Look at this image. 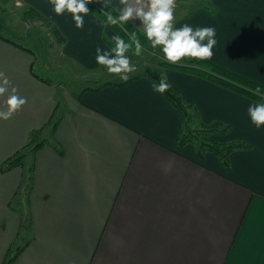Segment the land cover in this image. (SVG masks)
<instances>
[{
    "label": "crops",
    "instance_id": "obj_1",
    "mask_svg": "<svg viewBox=\"0 0 264 264\" xmlns=\"http://www.w3.org/2000/svg\"><path fill=\"white\" fill-rule=\"evenodd\" d=\"M201 1L174 26L215 28L205 61L264 86V0ZM0 8L10 28L0 24V72L10 81L0 111L13 88L27 99L0 119V264H264V126L248 115L261 102L164 68L204 123L229 125L225 139L246 145L228 166L211 152L199 157L179 145L181 113L148 76L62 93L38 72L21 41L25 9L52 23L61 59L86 71L106 68L96 49L115 46L116 31L98 14L88 8L78 29L50 0H0ZM129 22L144 34L139 19Z\"/></svg>",
    "mask_w": 264,
    "mask_h": 264
},
{
    "label": "clouds",
    "instance_id": "obj_2",
    "mask_svg": "<svg viewBox=\"0 0 264 264\" xmlns=\"http://www.w3.org/2000/svg\"><path fill=\"white\" fill-rule=\"evenodd\" d=\"M93 0H50L53 5V11L57 15H63L65 11L72 15L75 26L80 29L84 26L83 15L89 13L86 6ZM100 3L101 0H95ZM122 8L118 17L107 14V21L116 25L118 23L129 22L139 19L141 27L147 40L153 49L160 46V51L165 62L179 64L184 58L195 60H209L214 55L213 48L217 41L215 39L216 30L213 27H196L195 29L187 24L176 28L175 7L176 0H120ZM109 7V0H104V8ZM115 46L110 51H102L99 47L96 49V62L105 66L110 74H116L121 81L127 82L131 74L137 71L134 64L126 53L135 45L134 55L140 56L143 52V46L136 33L130 34L131 43H126L118 35L111 37ZM10 81L3 72H0V97L8 92ZM153 91L163 94L171 88L167 82V77L162 76L159 84H152ZM16 89L7 96L5 104L6 111H0V119L8 120L22 106L27 103V99L16 95ZM256 95H261L260 88L254 90ZM248 115L251 122L259 129L264 126V103H256L248 108Z\"/></svg>",
    "mask_w": 264,
    "mask_h": 264
},
{
    "label": "trees",
    "instance_id": "obj_3",
    "mask_svg": "<svg viewBox=\"0 0 264 264\" xmlns=\"http://www.w3.org/2000/svg\"><path fill=\"white\" fill-rule=\"evenodd\" d=\"M90 10L98 14L103 18L108 26L113 30L125 29L128 33H136L137 36L142 34L136 29L130 22H123L112 25L107 21V14L110 13L113 17H118L120 13L114 10L111 6L104 8V1L96 3L93 0L92 3L86 5ZM34 13L33 9H31ZM37 13V12H36ZM2 16L6 15L3 11H0ZM38 14V13H37ZM40 15V14H39ZM1 22L4 21V17L0 18ZM58 32V31H57ZM59 33V32H58ZM165 67L177 69L180 71L188 72L194 75H198L221 84L227 88L234 90L237 93L248 96L256 101L264 103V86L252 82L244 77L234 74L226 69H223L211 62L205 60H195L191 58H184L179 64L165 63ZM143 75L151 78L156 84H159L161 77L163 76L160 71L147 67ZM130 77V80L138 77ZM127 81V82H128ZM168 82V81H167ZM116 83L115 81H106L97 87L85 88L91 90H98L100 87ZM121 83H124L121 82ZM169 83V82H168ZM170 84V83H169ZM259 87L261 95H256L254 90ZM163 95L180 111L182 116V130L178 137L180 146L191 144L196 150V154L199 157L204 156L207 152L215 154L225 166L229 165V155L231 152L237 149H242L246 145L241 140H223L220 139L222 135H226L230 132L229 125L220 122L213 121L211 123H204L196 110L195 106L184 98L179 91L171 85V88L163 93ZM195 123L196 128L192 126ZM31 142V141H30ZM24 155L17 156L14 160H11L8 165H14L21 163Z\"/></svg>",
    "mask_w": 264,
    "mask_h": 264
},
{
    "label": "rangeland",
    "instance_id": "obj_4",
    "mask_svg": "<svg viewBox=\"0 0 264 264\" xmlns=\"http://www.w3.org/2000/svg\"><path fill=\"white\" fill-rule=\"evenodd\" d=\"M201 2V0H176L174 15L184 14L200 5ZM0 11L3 10L0 8ZM2 17H4L3 22L0 20L2 28L4 30L10 29L7 24L8 15L2 16L0 14V18ZM22 17L26 21L28 32L25 37L26 39L21 41L35 51L36 69L38 72L49 82L60 86L62 93H76L88 87H97L110 80L121 81L116 74H110L106 68L86 71L61 59L60 46L62 45V38L52 23L36 12L31 11V9H25L22 12ZM114 31L126 43H131L130 33L125 29H115ZM137 37L144 50L140 56L134 55L135 45L133 44L132 48L126 53L131 63L137 68V71L131 74L130 77L144 74L147 67L156 69L162 73V70L167 68L165 67V63L168 62L162 59L163 54L160 51V46L153 49L145 34ZM192 126L196 128L197 125L193 123ZM228 134L222 135L220 139L227 140L225 138L228 137Z\"/></svg>",
    "mask_w": 264,
    "mask_h": 264
}]
</instances>
